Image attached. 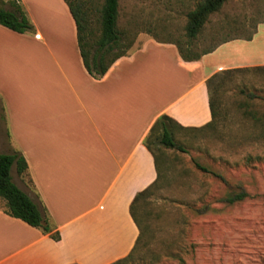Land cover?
<instances>
[{
	"label": "crops",
	"instance_id": "0c3cea01",
	"mask_svg": "<svg viewBox=\"0 0 264 264\" xmlns=\"http://www.w3.org/2000/svg\"><path fill=\"white\" fill-rule=\"evenodd\" d=\"M17 1L34 29L19 33L0 25V73L8 72L10 83L0 84L6 123L0 152L24 155L26 177L14 165L12 178L46 206L61 239L10 216L3 202L0 264H111L136 245L130 206L157 177L145 145L151 127L163 114L186 127L207 124V80L262 65L251 62L257 50L264 52L256 43L264 42V22L251 40L232 39L194 61L183 60L175 44L150 38L95 78L84 66L65 0ZM251 14L225 19L250 23Z\"/></svg>",
	"mask_w": 264,
	"mask_h": 264
},
{
	"label": "rangeland",
	"instance_id": "374dc122",
	"mask_svg": "<svg viewBox=\"0 0 264 264\" xmlns=\"http://www.w3.org/2000/svg\"><path fill=\"white\" fill-rule=\"evenodd\" d=\"M198 1L120 0L119 27L127 39H134L128 53L150 38L183 36L187 14ZM255 5L251 0H229L221 13L211 15L198 49L244 35L250 26L228 25L234 18L225 15L251 14ZM256 43L264 44L259 39ZM259 50L251 63L262 65L244 67H264V52ZM7 73H0V84H10L4 78ZM217 94L222 113L217 128L179 130L176 137L185 152L156 148L161 189L143 209L148 227L141 247L123 264H264V69L227 77ZM2 110L0 102V130L6 132ZM195 161L225 179L201 171ZM241 191L248 194L243 200L230 204L223 199ZM3 202L0 199V205Z\"/></svg>",
	"mask_w": 264,
	"mask_h": 264
},
{
	"label": "trees",
	"instance_id": "16d2710c",
	"mask_svg": "<svg viewBox=\"0 0 264 264\" xmlns=\"http://www.w3.org/2000/svg\"><path fill=\"white\" fill-rule=\"evenodd\" d=\"M228 0H200L196 7L187 14V24L185 34L177 39H156L162 43H173L177 46L180 56L185 61L199 60L203 55L214 51L220 45L235 39L242 38L251 40L258 30L260 22H264V0H253L256 2L255 8L249 19L250 23L234 19L228 25L239 24L248 25L250 30L242 36L226 37L217 40L207 47L199 50L203 31L213 13H218ZM77 27V38L80 54L87 71L95 78L103 77L110 67L121 57L128 55L129 49L133 46L134 39H127L119 27L120 0H65ZM252 2V3H253ZM0 25L13 31L25 33L34 29L33 23L28 18L23 6L17 0H0ZM233 29V28H231ZM237 29V28H236ZM264 69V67H238L215 73L207 80L210 94V110L212 119L205 125L199 127H186L174 120L167 114L157 118L145 139V145L152 152L155 158L157 177L145 189L136 193L130 212L139 229V236L132 251L111 264H123L128 262L141 247L147 224L144 217L146 212L143 210L148 199L161 189L162 170L159 163V154L155 151L160 146L178 149L185 152L183 143L177 139L176 135L181 129H191L204 131L208 128H217L221 116V104L217 94L225 79L238 72ZM243 93L248 94L243 90ZM250 96H254L249 93ZM256 97V96H254ZM264 101V97H262ZM158 150V149H157ZM19 176L26 177L28 164L24 155L20 151L13 153L0 152V199L5 202V212L12 217L21 219L29 225L36 227L44 234H49L54 240L59 241L61 234L55 229L48 209L39 201H35L31 196L21 189L13 180L11 170L13 166ZM195 166L201 171L213 174L222 180L224 176L213 171L204 164L195 161ZM246 191L229 193L223 198L227 203H235L247 197ZM77 264V263H71Z\"/></svg>",
	"mask_w": 264,
	"mask_h": 264
}]
</instances>
